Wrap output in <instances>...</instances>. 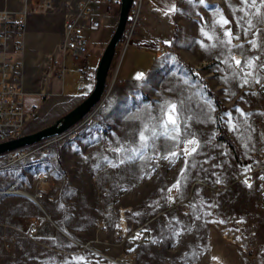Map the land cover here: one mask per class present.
<instances>
[{
  "label": "rangeland",
  "instance_id": "374dc122",
  "mask_svg": "<svg viewBox=\"0 0 264 264\" xmlns=\"http://www.w3.org/2000/svg\"><path fill=\"white\" fill-rule=\"evenodd\" d=\"M223 2L229 21L225 31L240 38L237 49L241 54L240 71L226 65L225 74L241 86V92L234 99L231 89L226 90L232 103L227 102L229 113H223L222 122L244 164L235 161L224 143L225 174L222 169L210 173L225 176V184L217 186L220 192L210 191L186 201L187 211L161 199L146 200V196L161 197L162 186L179 180L185 183L186 179L179 177L171 156L154 153L150 157L143 148L122 153L117 139L103 128L100 114L104 105L113 92L118 90L121 96L124 91L117 89L116 83L111 85L122 48L119 43L108 72L110 93L102 108L74 128V133L57 138L44 156L25 153L16 164L0 171V264H126L127 256L132 264H206L208 257L212 262L217 256L222 258L221 264H264V8L262 16H255V9L242 0ZM249 19L255 27L246 34ZM105 26L84 32L88 68H97L105 48ZM258 33L259 44L254 37ZM250 41H255L256 47ZM256 48L261 53L255 57ZM28 50L32 58L42 51L38 45ZM64 61L63 92L76 95L82 84L77 65L69 52ZM246 61L254 67L248 68ZM247 72L252 75L245 77ZM32 101L26 99L27 104ZM78 104L40 114L44 124L36 129L51 125ZM33 127L31 121L26 131ZM199 157L209 158V154ZM198 171L201 175L200 168ZM38 175H43L47 184L42 187L43 197L35 200L32 194ZM234 177L239 181L229 184ZM109 205L113 216L106 215ZM34 220L40 224L39 231L29 236L27 229ZM120 225L142 228L145 240L121 247L107 245ZM223 228L229 231L225 238L220 231ZM227 239L251 243L254 257L248 258L237 243Z\"/></svg>",
  "mask_w": 264,
  "mask_h": 264
},
{
  "label": "crops",
  "instance_id": "0c3cea01",
  "mask_svg": "<svg viewBox=\"0 0 264 264\" xmlns=\"http://www.w3.org/2000/svg\"><path fill=\"white\" fill-rule=\"evenodd\" d=\"M41 1L43 0H0V10L6 9L18 14L25 7L30 8ZM51 1L73 5L80 0ZM223 1L143 0L141 14L144 21L135 35V42L139 47H128L124 51L121 48L119 62L111 77L120 82L117 89L122 88L124 91L121 96L118 95V90L113 92L104 105L100 114L103 128L106 127L110 137L117 139L122 153L143 148L150 153V157L154 153L162 157L171 156L177 164L175 169H178L179 177L186 179L185 183L179 180L162 186L161 197L146 196L148 201L161 199L173 205L175 201H188L198 195L212 193L210 191L218 193L221 190L217 186L225 184V176L210 174L215 169H222L225 174L223 164L227 148L217 140L218 110L203 83L194 76L196 74L206 82L209 90L217 95L226 109L224 114H228L227 102H232L226 90L231 89L236 99L241 86L235 80L230 82L231 79L225 74V66L233 67L234 72H239L240 68L235 60L241 54L237 49L240 38L233 35L231 43H226V25L217 23L221 17L226 19ZM65 12V7H62L54 13L29 14L27 17L22 55L23 108H37L38 113L32 120L35 127L32 131L30 128L26 131L29 122L24 134L40 130L36 129L44 124L40 121V114L44 116V112L52 108L59 110L73 103L78 104L94 87L96 69L88 68L87 78L82 77L78 70L82 81L79 91L76 95H66L63 92V82L57 77L58 64L48 67L46 56L62 40ZM118 15L119 6L116 4L101 5L96 11L101 22L100 28L108 23L110 25L107 28L105 26L104 47L114 32ZM260 36L259 33L254 36L258 44L262 40ZM160 43L168 45L171 52L169 56L158 51ZM35 45L42 51L36 58H32L28 55V48ZM253 53L256 57L261 51L256 48ZM256 61L260 63L259 60ZM186 66L192 68L194 73L189 72ZM214 78H217L216 82ZM147 94L151 96L146 98ZM27 98H32L31 104L26 103ZM171 104L176 105L178 131H173L172 125L164 126L166 112ZM141 132L145 134V141L140 140ZM189 140L196 143L189 145ZM192 147H196V151L189 154ZM185 149L189 151L186 152ZM172 153L176 155L173 156ZM200 154H209V158L200 159ZM125 157L126 155L123 156ZM198 168L201 175L199 171L196 172ZM238 181L239 178L234 177L229 184ZM172 192H176V199L171 197ZM221 259L217 256L211 262L208 257L205 263L221 264Z\"/></svg>",
  "mask_w": 264,
  "mask_h": 264
},
{
  "label": "built area",
  "instance_id": "2783aa9c",
  "mask_svg": "<svg viewBox=\"0 0 264 264\" xmlns=\"http://www.w3.org/2000/svg\"><path fill=\"white\" fill-rule=\"evenodd\" d=\"M121 0H80L71 4L54 3L51 0H43L40 3L28 8L25 7L20 13H15L6 9L0 10V143L11 141L22 137L26 125L37 117V108L24 110L23 108V67L22 55L24 51V39L26 34V21L29 14H45L53 13L60 8L65 7V16L63 23L62 40L59 42L53 52L46 56L48 67L58 64V78H63L66 72L64 57L70 52L73 63L77 65L82 77L89 76V69L86 64V56L88 49V41L84 35L86 30L97 31L101 27V22L96 16L101 5L111 6L113 4L120 5ZM143 0H133L127 14V21L120 39L123 51L128 47L138 48L135 42L137 29L142 21H144L141 9ZM158 51L166 56L170 55V49L165 43H160ZM118 84L115 78L112 84ZM108 84V83H107ZM111 86L106 87L100 102L91 110V112L78 124L68 130L66 133L42 140L34 145L23 147L14 151L0 155V171L7 169L16 164L20 156L25 153L38 156L46 154L47 147L57 138L68 136L74 133V128L86 123L87 119H91L104 105ZM29 150V151H28ZM28 152V153H27ZM47 184V180L43 175H38L35 191L32 198L40 200L43 197V186ZM14 187L11 186V189ZM171 197L177 198L176 192L171 193ZM187 200L175 201L173 207L188 210ZM107 216H113L114 210L112 206L105 208ZM40 224L34 220L28 226L27 234L36 236L39 231ZM225 238L229 231L220 229ZM145 240V233L142 228L127 229L120 225V229L114 234L110 241L105 243L112 247L126 246L130 241L141 243ZM231 243H237L236 240L227 239ZM237 245L242 248L244 254L248 258L254 257V247L251 243L238 242ZM132 259L127 256L126 264H132Z\"/></svg>",
  "mask_w": 264,
  "mask_h": 264
},
{
  "label": "water",
  "instance_id": "95a60500",
  "mask_svg": "<svg viewBox=\"0 0 264 264\" xmlns=\"http://www.w3.org/2000/svg\"><path fill=\"white\" fill-rule=\"evenodd\" d=\"M133 0H121L119 5L118 22L112 33L97 65L95 83L89 95L68 113L57 119L51 125L36 132L25 134L20 138L0 143V155L23 147L34 145L42 140L54 138L66 133L81 122L91 110L100 102L107 87L108 72L115 54L117 45L127 21V14Z\"/></svg>",
  "mask_w": 264,
  "mask_h": 264
},
{
  "label": "snow or ice",
  "instance_id": "6c2138e0",
  "mask_svg": "<svg viewBox=\"0 0 264 264\" xmlns=\"http://www.w3.org/2000/svg\"><path fill=\"white\" fill-rule=\"evenodd\" d=\"M242 3L248 5L249 8H252V9H255V12L253 13V15L255 16H262L261 14V8H264V0H259V5L257 4V0H242ZM243 10V9H241ZM247 14V13H246ZM262 22H264V17H262ZM217 23L221 24V25H226L229 23V21L223 17H221V19L219 21H217ZM248 23V28L245 29V33L247 34L248 31H250L252 28L255 27V25L253 24L252 20L249 19L247 21ZM205 35H207V33H205ZM225 35L228 37V40L226 41V43L230 44L231 43V40H232V33L231 31H227L225 33ZM211 38V37H209ZM222 43H225L224 41H222ZM250 43L252 44L253 47H256V43L255 41H250ZM233 59L235 60V58L233 57ZM258 59V58H257ZM235 64L237 66H239L241 64V61L240 60H235ZM246 64H247V67L248 68H253L254 65H253V62L251 61H246ZM235 74V73H234ZM252 75L251 72H247L245 73V77H250ZM258 82V81H257ZM244 84H247L248 83V79L245 78L244 81H243ZM166 117L167 119L165 120L164 122V126L167 127L168 125H172L173 126V131H178V122H177V118H176V105L175 104H171L166 112ZM153 135H155V133H153ZM140 140L141 141H145L146 140V137H145V134L144 132H141L140 133ZM196 142L194 140H189L188 141V144L189 145H194ZM186 152H188L189 150L188 149H185ZM196 151V147H192L190 149V152H195ZM171 155H176V153H172Z\"/></svg>",
  "mask_w": 264,
  "mask_h": 264
},
{
  "label": "trees",
  "instance_id": "16d2710c",
  "mask_svg": "<svg viewBox=\"0 0 264 264\" xmlns=\"http://www.w3.org/2000/svg\"><path fill=\"white\" fill-rule=\"evenodd\" d=\"M187 69L189 70V72L194 73L193 69L190 68L189 66H186ZM194 76L196 78H198L199 80H201V82L204 85L205 91L207 92V94L213 98L214 100V104L218 110L217 116H216V124H217V129H218V136L217 139L220 142H223L225 144L228 145V147L230 148V150L233 153L234 159L235 161L242 165L244 164V162H242L240 160V155H239V151L236 147V145L232 142V140L228 137V135L225 132L224 126H223V122H222V115L223 113L226 111V109L223 107L222 103L219 101V99L209 90L208 86L204 83V81L196 74H194Z\"/></svg>",
  "mask_w": 264,
  "mask_h": 264
},
{
  "label": "bare ground",
  "instance_id": "6f19581e",
  "mask_svg": "<svg viewBox=\"0 0 264 264\" xmlns=\"http://www.w3.org/2000/svg\"><path fill=\"white\" fill-rule=\"evenodd\" d=\"M240 58L238 57L236 60H239Z\"/></svg>",
  "mask_w": 264,
  "mask_h": 264
}]
</instances>
